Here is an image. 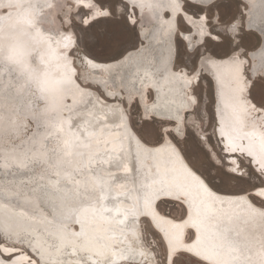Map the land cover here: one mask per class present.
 <instances>
[{
  "label": "snow or ice",
  "instance_id": "obj_1",
  "mask_svg": "<svg viewBox=\"0 0 264 264\" xmlns=\"http://www.w3.org/2000/svg\"><path fill=\"white\" fill-rule=\"evenodd\" d=\"M96 2L101 9L107 10L98 11L93 19L85 20L83 24L72 25V33L66 37L69 56L75 54L81 63L87 62L92 66L118 70L135 68L136 72L131 74L133 78L142 71L141 78L151 79L154 72L157 82L144 93L145 98L152 102L150 114L135 119L141 111L137 101L113 108L106 97L119 102L122 94H102L96 88L88 91L90 99L84 101L83 111L67 117L63 113L57 115L51 105L40 108L44 89H41L39 97L27 101L0 93V111H7L12 135L22 138V144L30 145L15 157L17 162L12 165L21 173H33L20 180L23 193L25 196L28 192L36 195L38 211H42L39 208L41 201L54 204L57 199L73 194L78 199L88 200L90 193L78 183L82 173L91 176L97 164H121L119 168L114 167L116 171L105 172L104 175L111 177L119 171L129 175V160L134 159L136 184L126 200L116 202L107 228L123 236L126 232L135 235L143 225L140 235L150 238V243L147 249L131 245L121 248L119 261L113 258L103 264H208L206 257L190 251L188 246L193 245H199L206 252L224 255L227 264H264V199L252 194L253 189L264 187V175L260 169L252 167L251 156H245L244 145L239 143L242 137L220 133L222 123L229 133L235 132L242 123H250L253 131L258 133L259 143L264 145V0L259 4L250 0L249 4L243 5L241 0H183V11L194 19L203 20V39L185 47L186 37L181 34L191 33L192 29L183 23L182 17H176L178 35L173 41L170 76L161 71L167 63L163 57L147 58L149 46L145 40L148 37L140 34L147 21L142 13L137 15V9L150 6V0ZM242 6L259 8L260 13L245 20L240 11ZM256 57L261 61L259 73L255 71ZM208 74L217 85L219 119L213 125L209 116L204 131L211 127L220 133L216 140L220 152H216L211 135L197 136L187 123L183 138L178 139L172 131L176 124L173 115H165L174 113L175 107L187 100L194 107L184 113V120L190 116L199 117L200 83L207 80ZM189 76L195 80V86H191ZM117 78L124 79L122 76ZM186 88L190 91L186 92ZM114 113L118 114V122H109L108 117ZM64 137L70 138L76 147L90 151L79 153L77 159L83 158L84 162L72 172H49L46 165L53 157L57 158L58 167L61 164L58 150L64 144ZM230 139L237 146H229ZM254 139L249 137L250 142ZM133 142L143 149L135 152L134 156L131 152ZM173 158L183 161L186 173L177 174L179 169ZM197 160L200 161L198 167L194 164ZM165 171L170 178H165ZM41 181L52 185L54 191ZM7 182L16 183L14 179ZM226 183L246 187L221 193L220 185ZM153 186L176 193L161 195L154 201L157 214L165 219L176 222L174 217L159 212L162 203L179 205L183 213L180 220L188 215L190 208L194 209L198 231L190 228L184 234V246L178 247L171 257L163 235L156 230L151 218L135 211L137 190ZM203 189L216 195L244 196L246 199L221 201L215 196L206 199ZM20 196L21 190L0 192V200L6 204ZM116 196L124 197L125 192H118ZM112 211V207H101V212ZM86 243L102 247L99 240ZM82 251L83 248L78 251L75 245H65L57 250L56 255L66 259L54 258L51 264H101L95 256L81 255ZM11 258V255L6 257L8 260Z\"/></svg>",
  "mask_w": 264,
  "mask_h": 264
},
{
  "label": "bare ground",
  "instance_id": "obj_2",
  "mask_svg": "<svg viewBox=\"0 0 264 264\" xmlns=\"http://www.w3.org/2000/svg\"><path fill=\"white\" fill-rule=\"evenodd\" d=\"M255 2L259 4L260 0H255ZM241 3L242 5L249 4L250 0H241ZM69 4L71 7L68 9ZM81 8L88 11L84 21L93 19L98 11H102L95 0H0V72L3 73L0 75V93L27 101L39 97L41 89H44V99L40 101V108L44 109L51 105L57 115L63 113L67 117L83 111L84 101L90 99L87 93L93 89L91 86H94L103 94L109 92L118 96L122 94V100L119 102L112 100V97H106L111 101L113 108L120 107L123 104L122 101H125V105L137 101L141 107V116L146 117L150 114L152 102L145 98L144 93L157 82L154 72L151 79L146 76L141 78L142 71L133 78L131 74L136 72L135 68L118 70L113 67L92 66L87 62L81 63L78 58L87 73L84 74L81 82L76 79L72 56H69L68 47H66L68 43L66 37L70 36L72 32L66 31L57 18L59 14H63V11L73 14ZM243 9L245 20L260 13L259 8L244 7ZM137 11L138 16L142 13L147 21L140 33L141 36L147 35L148 37L145 40V44L149 46L146 52L147 58L157 57L160 59L163 57L167 63L161 71L170 76L171 56L174 50L173 41L178 35L176 17H182L183 23L192 29L191 33L181 34L186 37L184 39L185 47L195 45L196 40L203 39L201 35L203 20L194 19L192 15L183 11V0H150V6H144ZM254 65L255 71L259 73L261 68L259 57L254 59ZM120 76L124 77L123 81L117 78ZM207 78L212 84L213 112L216 123L219 119L217 116V101L219 99L217 85L211 74H208ZM188 80L191 82V86H195V80L191 76L188 77ZM185 91H190V88H186ZM192 107L194 105L185 100L183 105L175 107L174 113H165V115H173L176 121L172 129L173 134H179L180 127L183 126L184 113L190 112ZM108 119L109 122H118V114L114 113ZM221 119L223 118L221 117ZM215 133L217 138L220 133L232 137L237 135L242 137L243 139L239 143L244 145L245 156H251L252 166L264 173V167H261L264 165V145L259 143L258 133L253 131L250 123H242L232 133H229L222 123L220 133ZM249 137L255 139L250 142ZM63 139L64 144L58 150L61 164L58 167L57 158L53 157L49 165H46L49 172L58 170L72 172L84 162L83 158L77 159L79 153L90 151L88 148L76 147L68 137ZM29 146L28 143L22 144V138L17 139L12 135L8 113L6 110L0 111V192L9 189L21 190L20 198L14 197L9 204L0 200V233L7 241L9 237L24 243L12 245L6 244V240L5 242L2 240L0 264H7L8 261H11L12 264H23L28 262L30 253L37 256L35 264H38L39 261L42 264L51 263L54 258L66 259V257L56 255L57 250L63 249L65 245H75L78 251L83 248L84 251L81 252V255L95 256L97 260L101 261V264L113 258L119 261L122 255L120 249L129 245L145 248L140 228L137 229L135 235L126 232L123 236L107 228V224L114 214L116 202L120 199L126 200L131 188L136 184L134 159L129 160V175L122 171L111 177L104 175L105 172L116 171L114 167L119 168L122 166L121 164H97L92 169L91 176L82 173L78 183L90 193V199H78L73 194L67 198L57 199L54 204H45L41 201L39 208L42 211H38L36 195L28 192L25 196L22 191L23 186L20 185L21 179L33 175V173L28 171L21 173L19 169L12 167L17 162L15 157ZM229 146L237 145L233 144L230 139ZM142 150V146L136 142L131 144L133 156L135 152ZM173 159L179 169L177 174L186 173L187 169L183 161L178 158ZM6 169L10 170L6 172ZM164 176L166 179L170 178L167 171ZM73 178L75 179V176ZM13 179L16 181L15 184L7 182ZM41 183H44L50 191H54L53 186L48 185L46 181H41ZM121 185H125V187H121ZM122 191L125 192L124 197L116 196V193ZM202 191L206 199L213 196L221 201H243L246 199L244 196L216 195L209 193L206 189ZM252 194L264 199V187L254 190ZM161 195H176V193L160 186L137 190L138 203L135 211L151 218L156 230L163 235L169 257H171L178 247L184 246V234L190 228H197L198 231V227L194 219V209L191 208L183 220L175 219L176 222L157 214L153 205ZM101 207H112L113 211L101 212ZM89 240H99L102 247L97 248L86 243ZM121 240L123 244L120 243ZM138 241L141 242L138 244ZM188 247L194 254L206 257L208 264H227V258L222 254L206 252L199 245ZM8 255L12 257L10 260L6 259Z\"/></svg>",
  "mask_w": 264,
  "mask_h": 264
},
{
  "label": "rangeland",
  "instance_id": "obj_3",
  "mask_svg": "<svg viewBox=\"0 0 264 264\" xmlns=\"http://www.w3.org/2000/svg\"><path fill=\"white\" fill-rule=\"evenodd\" d=\"M95 2H96V0H95ZM69 7H71V4L68 5V9H69ZM100 8H101V6H100ZM243 8H244L243 6L240 8V11L242 13H244L243 12V10H244ZM102 10L106 11L107 9H102ZM85 13H88V11H86L85 9H82V8L77 13H73V14H71V13L68 14L67 11H63V14H59L57 20L59 21L61 26L66 31L72 32V25L73 24H75V23L83 24L84 23L83 21H84V19L87 16V15H85ZM72 65H75V76H76V79L81 82L83 77H84V74H86L87 71H86L85 67L81 65L80 61H78V58L76 57L75 54L72 55ZM209 84L211 85V87H209ZM91 87L95 88L94 86H91ZM96 89H98V88H96ZM199 93H200V97H201L200 115H199V117L190 116L187 121L184 120L183 121V126L180 127L181 131L179 132V134H173V135H176L178 139H182L183 138L184 127H185V124L187 123V126L197 136L211 135L212 136V143H213V146L215 147L216 152H220V147H219V145L216 144L217 135L213 131V129L211 127H209L207 129V131H204L205 127L208 124L209 116L211 117L213 125L216 124L215 123V118H214V112H213L212 84H211V81L208 78H207L206 81L205 80L201 81ZM122 103L125 104V101H122ZM140 117H141V111L136 114L135 119H139ZM146 139L150 140L151 138L150 137H146ZM221 155H222V153H221ZM199 163H200L199 160L194 161V164L197 167L199 166ZM252 167L256 168L255 166H252ZM261 174L264 175V173H261ZM240 187H246V186H238V185H235L233 183L221 184L220 185V192H222V193L235 192V191H239ZM254 190H256V189H253L252 192ZM159 211H161L163 214H166L168 216L174 217L175 219H180V217L183 215L182 210L180 209V206L179 205L173 206V204H171V203L167 204V205L162 203L160 205ZM142 230H143V225H141V227H140V232H142ZM141 239H142V243L144 244V247L147 249L148 248V244L150 243V238H142L141 237ZM2 240H4V242H5L6 239L0 233V244H3ZM5 243L6 244H12V245L24 244L23 242L18 241L16 239L12 240L9 237H8V241L5 242ZM36 258H37V256H35L33 253H30L28 262H24L23 264H35V261L37 262ZM12 260H14V259H12ZM32 260H34V261H32ZM7 264H12V262L8 261ZM38 264H42V263L39 261ZM44 264H51V263L50 262H46Z\"/></svg>",
  "mask_w": 264,
  "mask_h": 264
},
{
  "label": "water",
  "instance_id": "obj_4",
  "mask_svg": "<svg viewBox=\"0 0 264 264\" xmlns=\"http://www.w3.org/2000/svg\"><path fill=\"white\" fill-rule=\"evenodd\" d=\"M137 15H138V11H137ZM3 221V220H2ZM10 223H12L11 221H10ZM1 224V223H0Z\"/></svg>",
  "mask_w": 264,
  "mask_h": 264
}]
</instances>
